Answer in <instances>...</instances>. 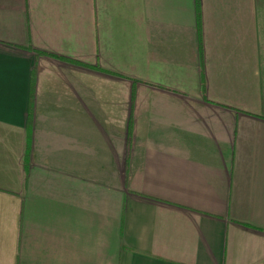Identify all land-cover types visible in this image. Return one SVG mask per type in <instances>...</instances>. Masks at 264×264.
I'll list each match as a JSON object with an SVG mask.
<instances>
[{
	"label": "crops",
	"instance_id": "1",
	"mask_svg": "<svg viewBox=\"0 0 264 264\" xmlns=\"http://www.w3.org/2000/svg\"><path fill=\"white\" fill-rule=\"evenodd\" d=\"M0 264H264V0H0Z\"/></svg>",
	"mask_w": 264,
	"mask_h": 264
},
{
	"label": "trees",
	"instance_id": "2",
	"mask_svg": "<svg viewBox=\"0 0 264 264\" xmlns=\"http://www.w3.org/2000/svg\"><path fill=\"white\" fill-rule=\"evenodd\" d=\"M35 68H36V65L34 61L33 65L31 66L30 72H29L27 127H29L30 125V118H31V112H32V97H33V90H34ZM129 133H130V124H128V127H127V136H129ZM23 164H24V168L26 169L27 164H28V150L25 151Z\"/></svg>",
	"mask_w": 264,
	"mask_h": 264
}]
</instances>
